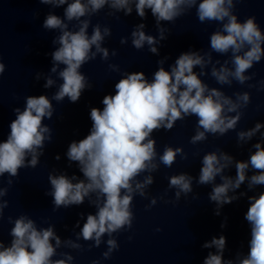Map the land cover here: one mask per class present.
Here are the masks:
<instances>
[{
  "label": "clouds",
  "instance_id": "1",
  "mask_svg": "<svg viewBox=\"0 0 264 264\" xmlns=\"http://www.w3.org/2000/svg\"><path fill=\"white\" fill-rule=\"evenodd\" d=\"M235 2L238 0H72L70 3L68 0H39V3L53 7L66 5L65 19L78 22V30H70L69 25L59 16L49 14L43 23L45 29L60 30V35L53 40L59 47L51 54V72L58 73L62 83L52 99L61 102L67 97L70 102L76 103L82 91L91 87L88 78L79 69L95 60L98 54L105 61L109 59V51L102 44L111 35V29L97 23L92 26L91 35L88 33L91 17L105 6L114 10L109 15L123 11L127 16L132 13L134 4L137 15L142 19L146 16L145 10L149 9L156 19L158 39L147 35L143 30L145 25L141 23L131 32L132 45L140 50L147 44L149 51L157 55L158 49L154 45L166 38L167 31L161 27V22H174L185 15L187 10L195 8L201 23L215 21L220 24V28L210 35L212 52L231 54L232 67L229 68V61L225 60L219 69L215 66L211 68V76L220 85L231 86L233 80L244 85L255 75L245 73L264 57V32L254 16L243 22L238 20L233 12ZM85 17L88 18L82 19ZM120 43L126 44L127 38H121ZM111 55H116L115 50ZM205 56L196 51L183 52L170 71L162 66L163 60L158 61L161 66L155 71L151 81L146 79L142 71L125 73L124 78L115 84V94L103 97V109L91 108L90 132L78 142L72 141L68 147L67 158L78 163L84 179L73 183L76 176L69 179L64 174H49L52 190L46 195L53 198L56 209L81 205L86 197L95 194V200L90 199L89 203L97 211L94 215H87L86 222L77 234V240L82 237L84 241H94L93 246L99 247L102 237L107 234V251L102 254L105 259L110 258L112 252L119 247L113 234L131 229L134 196L147 198L145 189L153 183L151 173L157 171L161 163L170 168L178 154L187 159V154L181 147L165 146L163 153L158 155L156 141L151 138L152 133L162 128L171 130L178 120L195 116L196 131L190 139V143L195 145L205 141L208 134L223 136L229 130H235L243 116L241 110L250 103L248 92H236L233 99L202 82L200 76L205 74L203 69L212 63L211 53H206ZM216 64H220V61H216ZM60 65L64 67L58 71ZM197 66L202 70L199 75L194 72ZM109 68L119 71L118 65L110 64ZM4 71L5 64L0 60V76ZM54 83L51 77H47L44 87H51ZM259 84L264 88V81ZM248 86L255 87L251 84ZM14 111L16 117L10 123V133L6 140L0 142V177L5 173L9 177H16L21 168H35L39 163L38 157L43 154L38 150L44 147L46 139H52L50 128L42 124L43 119H51L54 112L47 96H27L23 111L20 108ZM262 127L264 125L256 123L247 131L238 132V141L251 140ZM253 147L255 151L247 161L235 162V179L222 175L224 169L233 164L232 156L223 152H210L203 156L197 183L214 185L209 200L217 205L216 215H220L223 205L240 198L229 196L228 193L240 188L249 168L256 173L248 178L249 189L264 185V146L257 142ZM29 156L31 159L27 160ZM157 159L159 164L156 163ZM143 173L148 175L142 181L137 179ZM218 175L222 182L215 184ZM12 183V179H9L8 185L11 186ZM192 183L193 177L190 175H172L168 187L175 189V198L179 200L181 194L187 196L192 193ZM7 192L8 188H0V198L7 195ZM244 195L245 193H240V196ZM248 199L249 206L244 215L250 226L247 254L238 256L235 262L231 259L224 261L222 257L226 237L221 235L203 245L204 248L216 249V254L210 252L204 264H264V192ZM156 203V198H152L148 207ZM6 207L8 201L0 200V218ZM9 222H14L9 233L12 240L10 246H5L0 241V264H67L74 259L68 253H61L63 258L52 259L61 245L53 227L38 230L35 222L26 215H21L14 221L9 217ZM64 243L73 249L82 248L81 244L72 240ZM93 264L99 262L93 261Z\"/></svg>",
  "mask_w": 264,
  "mask_h": 264
},
{
  "label": "water",
  "instance_id": "2",
  "mask_svg": "<svg viewBox=\"0 0 264 264\" xmlns=\"http://www.w3.org/2000/svg\"><path fill=\"white\" fill-rule=\"evenodd\" d=\"M253 174L256 173L249 168L240 188L228 193L240 198L223 205L220 215L215 214L216 203L209 200L213 185L161 225L159 231L153 232L119 264H204L208 254H216V249L204 248L203 245L221 235L226 237L224 261L231 259L235 262L238 256L246 255L250 240V226L244 219L249 206L248 197L264 192V185L249 189L248 178ZM225 176L235 179L236 170ZM221 182L220 179L215 184ZM240 193L245 195L240 196ZM222 224L226 226L221 227Z\"/></svg>",
  "mask_w": 264,
  "mask_h": 264
}]
</instances>
